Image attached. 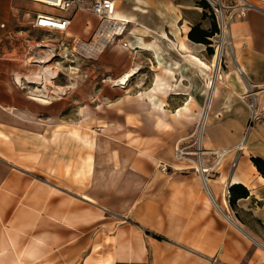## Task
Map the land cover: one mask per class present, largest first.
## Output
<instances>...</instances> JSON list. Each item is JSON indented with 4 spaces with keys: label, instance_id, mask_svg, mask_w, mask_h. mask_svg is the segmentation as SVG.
<instances>
[{
    "label": "crops",
    "instance_id": "1",
    "mask_svg": "<svg viewBox=\"0 0 264 264\" xmlns=\"http://www.w3.org/2000/svg\"><path fill=\"white\" fill-rule=\"evenodd\" d=\"M201 1L117 0L119 16L129 21L133 50L149 55L151 60L144 65H164V75L171 79L167 89L185 87L175 67L186 62L181 43L187 48L198 44L189 39L188 32L172 26L185 21L184 13L190 12L187 6L204 13ZM252 1L256 6L231 21L228 27L226 41L236 69L230 72L231 83L225 85L226 91L218 87L216 97L212 95L214 100L203 131L206 135L202 136L206 149L226 148L233 152L238 149L250 118L248 107L239 96L251 89L264 88V0ZM21 6L23 3L17 0H0V107L35 129L45 126L43 133H34L38 138L47 132H67L57 131V126H64L52 121L58 116L50 110L41 118L29 108L8 105L24 103L26 98V91L19 84L25 75L27 56L23 45L15 42L20 41L24 31L14 25ZM32 6L25 13L29 23L35 11L56 12L34 1ZM163 22L164 28L153 26ZM136 27L146 28L145 35L137 34ZM161 86L162 83L158 91ZM175 95L185 94L181 91ZM49 97L51 101L56 98L54 93ZM8 128L0 124L3 134L8 133ZM13 148L14 143L0 137V264H99L95 253L104 259L109 254L111 264H264V247L257 245L229 212L230 200L222 187L233 182L246 186L249 196L236 199L235 205L254 201L264 212V176L243 157L245 151L239 152L236 169L224 165L208 181L195 170V160L194 165L175 171L170 169L172 165L164 163L160 174L158 167L163 161L134 157L131 168L126 165L112 167L110 171L117 180L125 175L134 183L144 179L147 183L144 194L128 209L123 208L122 200L118 206L121 209H114L107 205V199L116 196L107 194L111 188L83 185L75 189V175L67 168V174L59 177L51 172L47 177L14 162ZM248 148L255 157L264 159V120L248 134L244 149ZM66 149L64 146L57 150ZM45 156L40 154L39 161L57 166L49 155ZM166 168L168 171L162 172ZM105 176L106 171L100 170L98 181ZM106 227L110 229L108 233ZM95 241L98 244L94 249Z\"/></svg>",
    "mask_w": 264,
    "mask_h": 264
},
{
    "label": "rangeland",
    "instance_id": "2",
    "mask_svg": "<svg viewBox=\"0 0 264 264\" xmlns=\"http://www.w3.org/2000/svg\"><path fill=\"white\" fill-rule=\"evenodd\" d=\"M17 1L23 3V6L19 7L21 9L18 15L14 17V25H18L17 28L24 32L20 41L17 39L15 42L23 45V52L27 59L31 58V62L27 61V68L24 70L25 75H22L21 84H19V88L26 91L25 102L21 104L11 102L8 105L29 108L41 118H45V114L50 110L58 116H54L52 121H58L64 126H57V131L67 130V132L59 134H48L49 132H47V134H42L41 138L39 136V139L34 133H43L45 126L35 129L31 123L11 117L6 110H2L0 107V124L10 127L7 129V134L0 132V137H3L5 141L14 143L15 156L11 157L14 162L21 163L47 177L51 172L60 177L66 173L65 168H67L68 172H73L75 175L73 177L75 189H79L83 185L91 188H97L98 185H103L107 189L111 188L112 190L106 191L107 194L115 193L116 196L107 199V205L114 209L120 208L118 206L121 202L124 204L123 208L128 209L129 205L144 194L147 183L144 179L139 183H134L127 175L117 180L110 168L126 165L131 168L134 157L163 161L162 166L158 167L160 174L159 170L164 169V163L172 165L171 170L194 165L192 160L177 159L174 149L175 145L180 142L182 146L186 147V150L191 152L188 157L197 160L195 152L198 149V143H202L203 139L198 140L197 131L200 115L205 108L207 83L210 75L209 72L201 70L199 66L193 63L189 53L184 52L186 55L184 64L175 65L176 72L184 82L185 87L183 90L170 87L167 89V83H170L171 79L166 73L164 75V65H144L151 59L146 53H136L133 50L135 44L131 42L133 38L130 37L131 34H128L129 28H127L126 38H124L129 45L128 48L123 45L109 44L102 50H93L89 45L100 42L96 33L100 23L95 15L79 12L72 22L68 36L64 33L32 28L25 13L33 7V1ZM184 1L197 2V0ZM204 1L210 5L209 8L201 7V11L204 13L199 14L193 11L195 9L193 6L189 8L187 6L185 8L190 9V12L184 13L185 21L175 24L172 29L186 34L197 24L205 29L217 27L218 31L209 38L211 44L198 43L191 45V48L188 46V49L195 55L204 62L211 64L213 55L216 54V45L222 35L213 6L208 0ZM82 14L83 16H81ZM87 21L91 26L89 28L86 27ZM165 24L164 22L154 23L153 26L164 28ZM136 28H138L137 34L145 35L146 28ZM143 38L147 39L146 37ZM38 44H48L51 47L52 52L49 51L51 58L44 65L34 64L36 62L33 58L36 59L43 53L37 48ZM208 47H212L213 53L209 52ZM43 54L45 55V53ZM142 62L143 65H140ZM229 63L230 65H228ZM136 65L139 68L128 82L127 88L113 84L114 79L119 78L120 75ZM38 66L40 67L38 68ZM42 66L55 68L56 75L52 76V79L43 77L44 81L29 79V74L42 68ZM235 69V61L229 53L228 44L225 43L220 75L215 83L213 97L214 95L216 97L218 87L226 91L225 85L231 83L230 72ZM233 72L237 75L236 71ZM160 83H162L161 91H158ZM40 89L41 91H38ZM181 91L185 95H175ZM41 93L46 96H37ZM52 93L56 98L51 101V97L48 96ZM191 100H193L191 110L184 117L172 115V112L177 111ZM213 100H211L210 107ZM50 101L52 103H45ZM3 106H7V104ZM136 110L138 113H135ZM60 114L64 121L61 120ZM204 132L203 137L206 135ZM64 146L67 147L66 151L57 150ZM244 151L245 149L241 153ZM246 152L243 157L248 160L251 166H254L252 157L255 155L253 151L248 148V152ZM40 154L44 158L45 155H49L57 166L53 163L44 165L45 162L39 161ZM113 157L117 159L116 162L113 161ZM126 158L129 160L128 163L125 161ZM119 159L120 161H118ZM228 164L229 160L225 161V168ZM100 170L106 171V176L99 179L101 182L98 181ZM167 171L166 168L162 172ZM216 174L213 173L212 175ZM223 176L226 177L225 174ZM226 184H222L224 193L228 185ZM225 195L230 200L232 191L230 190V196L226 193ZM228 206L229 212L238 223L243 225V229L255 239V243L264 247V212H261L257 203L249 201L231 207L228 202ZM107 227L106 232L108 233L110 229ZM109 239L107 235L105 241L108 242ZM97 244V241L93 243L94 249L97 248ZM95 257L96 261L99 260L97 261L99 264H111L112 258L109 254L107 259L96 253Z\"/></svg>",
    "mask_w": 264,
    "mask_h": 264
},
{
    "label": "built area",
    "instance_id": "3",
    "mask_svg": "<svg viewBox=\"0 0 264 264\" xmlns=\"http://www.w3.org/2000/svg\"><path fill=\"white\" fill-rule=\"evenodd\" d=\"M31 1L40 3L56 11L55 13L46 10L35 11L34 15L31 16L32 20L30 21L32 28L42 29L49 32H59L68 35L74 18L79 14V12H87L95 15L99 19L100 23L96 30L100 42L98 44L89 45L90 48L99 51V49L102 50L109 44H115L116 46L123 45L125 48H128L129 46L127 41L124 40L129 21L124 20L119 16L117 12V0ZM208 1L213 6L215 14L218 18L221 35L224 33L227 23L229 26L231 21L245 16L249 9L256 6L252 0ZM86 27H91L89 21L86 22ZM262 91H264V88L256 91L251 89L239 96V98L247 105L250 118L246 127L244 139L241 141L237 150L233 152L232 150L226 148L203 149L202 154H197V152L194 151L197 156V161L201 162V165L203 166L201 169L196 166L195 170L202 173L207 181L208 178H212L213 173H219L218 170L224 166L225 161L229 160L230 170L236 169L239 162V152L244 150V143L248 134L255 125L264 120V101L262 99V93L264 92ZM174 153L177 159H186L188 161L192 160L188 157L191 152L186 150V147L182 146L180 142L175 145ZM231 155H233L232 159L230 158ZM231 186V184L227 186L225 192L227 195L230 194Z\"/></svg>",
    "mask_w": 264,
    "mask_h": 264
},
{
    "label": "bare ground",
    "instance_id": "4",
    "mask_svg": "<svg viewBox=\"0 0 264 264\" xmlns=\"http://www.w3.org/2000/svg\"><path fill=\"white\" fill-rule=\"evenodd\" d=\"M125 20V19H124ZM228 23L226 24V28L224 30V33L221 36L220 41L218 42V44L216 45V54L213 55V59L211 64H208L206 62H204L201 58H199L197 55H195L192 51H190L184 44H181V48L180 50L183 52H187L190 54V57L193 61V63H195L197 66L200 67L201 70L205 71V72H209L208 74L209 76V80L207 83V87H208V91H207V98H206V103H205V108L203 110V112L200 115V120H199V128L197 131V136H198V140L201 141L202 136H203V131H204V127L206 124V120H207V113L209 110V107L211 105V100H212V95H213V91L215 89V83L217 80V77L220 75V66H221V62H222V56L224 53V48H225V43H226V39H227V33L229 32L227 30L228 28ZM229 34V33H228ZM45 43V42H44ZM32 47V46H31ZM143 49H146L145 47L141 46ZM37 48L39 49V51L42 53H45V55L42 53V55L40 57H36L33 58L34 59V64H38V65H44L45 63H47L50 58L51 55L49 54V51H51V47L48 44H38ZM132 49V48H130ZM38 52V50H37ZM39 52V53H40ZM52 52V51H51ZM29 56V55H28ZM26 59V58H25ZM26 61H30L31 62V58L26 59ZM32 65V64H31ZM40 66H38L39 68ZM138 66H133L130 69H128L123 75H120L119 78H116L113 80V84L119 87H126L127 88V84L130 81V79H132V77L136 74L137 70H138ZM55 69V68H54ZM54 69H51L49 67L46 66H42V68L31 72L29 74V79H32L33 81H39V80H43V77H47V78H53L52 76L56 75V71H54ZM212 71V73H210ZM238 71V70H237ZM28 75V74H27ZM25 77V76H23ZM16 79L19 81L20 76L17 75ZM21 80V79H20ZM32 81V82H33ZM44 81V80H43ZM49 81V79H48ZM21 84V83H20ZM58 90V89H57ZM62 90V89H60ZM38 91H41L38 90ZM59 91V90H58ZM37 92V91H36ZM60 92V91H59ZM37 96H46L44 93L42 94H38ZM49 97V96H48ZM47 98V97H46ZM40 99V98H39ZM155 99V98H154ZM151 101V100H150ZM193 100L187 102L184 106H181L177 111L172 112V115L174 117H184L186 115L187 112H189L191 110V106H192V102ZM164 109V108H163ZM202 146V149H201ZM198 149H197V154H202V150L206 149L202 143H198ZM246 152V150H245ZM248 152V151H247ZM246 152V153H247ZM193 160V159H192ZM194 161V160H193ZM197 163V166L199 169H201L203 166L201 165V162H198L197 160H195ZM237 184L236 182H233L232 185ZM229 185V183H228ZM226 203V202H225Z\"/></svg>",
    "mask_w": 264,
    "mask_h": 264
},
{
    "label": "trees",
    "instance_id": "5",
    "mask_svg": "<svg viewBox=\"0 0 264 264\" xmlns=\"http://www.w3.org/2000/svg\"><path fill=\"white\" fill-rule=\"evenodd\" d=\"M201 6L204 8H209L210 5L207 1H201ZM217 27H212L210 29L203 28L200 24L192 27L188 37L190 40L196 43H203L206 45L211 44L210 37H212L217 32ZM210 53H213L212 47H208ZM252 161L257 167L258 171L264 176V159L260 157H252ZM230 190L232 191V198L230 199V204L233 207L236 203V199L246 198L249 196V190L242 184L232 185Z\"/></svg>",
    "mask_w": 264,
    "mask_h": 264
}]
</instances>
